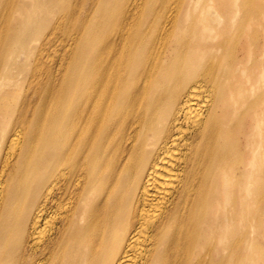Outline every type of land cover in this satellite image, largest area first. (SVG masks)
<instances>
[{
	"label": "bare ground",
	"instance_id": "bare-ground-1",
	"mask_svg": "<svg viewBox=\"0 0 264 264\" xmlns=\"http://www.w3.org/2000/svg\"><path fill=\"white\" fill-rule=\"evenodd\" d=\"M263 1L0 0V264H264Z\"/></svg>",
	"mask_w": 264,
	"mask_h": 264
},
{
	"label": "rangeland",
	"instance_id": "rangeland-1",
	"mask_svg": "<svg viewBox=\"0 0 264 264\" xmlns=\"http://www.w3.org/2000/svg\"><path fill=\"white\" fill-rule=\"evenodd\" d=\"M264 2V1H263ZM31 18V17H30ZM36 33H38L39 32V29H37L36 31H35ZM42 32V31H41ZM40 32V33H41ZM46 32V30H44V33ZM43 33V34H44ZM57 42V41H56ZM31 46H33V45H36V43H34V41H32L31 42V44H30ZM54 49H56V46H53V47H51L49 50H48V56H46V58H45V63L46 64H50V63H52V66L51 67H54V69H55V67L57 66V64L59 63V56H60V53H58V52H56V51H54ZM67 51L69 50V49H66ZM56 72V71H55ZM58 75V74H57ZM56 75V76H57ZM46 221L44 222V223H42L41 224V227H40V230H41V235H44L45 236V238H47L48 236H49V234H50V232H51V230L50 229H52V230H54L55 229V223H56V207L54 208V212L53 211H49V212H47V214H46ZM52 222V225L49 227V222ZM46 224V225H45Z\"/></svg>",
	"mask_w": 264,
	"mask_h": 264
}]
</instances>
